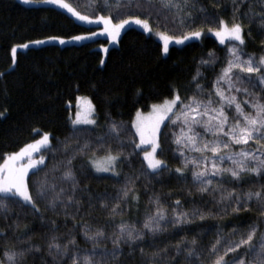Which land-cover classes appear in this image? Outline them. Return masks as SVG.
I'll list each match as a JSON object with an SVG mask.
<instances>
[{
  "label": "trees",
  "instance_id": "trees-1",
  "mask_svg": "<svg viewBox=\"0 0 264 264\" xmlns=\"http://www.w3.org/2000/svg\"><path fill=\"white\" fill-rule=\"evenodd\" d=\"M82 14L93 13L89 0H65ZM196 7L204 8V13L193 11L195 24L193 27L215 26L208 24L204 16L231 21L234 0H195ZM240 4V0H235ZM251 5L253 12H260L262 5L258 0H246L239 7L237 18L248 10ZM102 14V13H100ZM155 19V17H154ZM259 16L243 17L245 25L244 52L259 57L264 55V28L259 24ZM99 26H89L76 19L69 12L54 5L24 4L19 0H0V163L5 154L17 152L26 144L36 141L47 133L51 138V145L60 148L66 139L71 140L75 147L77 141L83 144L88 141L92 151L86 155H78L72 161L78 188L76 196L80 200L79 212L75 223H87L90 227H103L106 233L115 230L114 226L121 221L142 228L148 214L154 211L152 200L159 197L167 211V218L162 225L166 230L154 236L145 235L143 242H137L147 252L154 247L174 245L180 237L190 240L197 237L198 243L207 246L214 241L217 231L229 232L233 226L245 227L257 221L259 211L252 204L248 210L225 213L220 206L213 205L211 196L201 194L191 178L190 167L184 170L183 177L178 178L175 168L180 166L175 144L171 142L173 134L179 135V121L170 124L167 120L160 136L162 155H159L168 165V170L160 175L144 174L142 148L139 144L133 127V120L139 112H148L153 105L171 99L173 90H178L182 98L191 96L195 91L193 76L197 70L201 76L199 83L205 90V95L212 91L211 85L220 72L226 58L225 48L230 42L221 45L210 35L201 40H194L183 46H170L167 54L163 52V43L154 34H147L141 29L131 27L121 35L116 46L103 50L109 45V39H97L81 43L50 41L43 44H34L33 41H47L48 37H59L65 41L76 35H86L98 30ZM155 31L167 35L179 36L185 27L165 21L153 23ZM250 32V35L248 34ZM24 43L30 44L27 49L18 48L16 62L13 66L10 49ZM215 55V64H201L202 59H208V53ZM104 60L101 65L100 61ZM264 87V86H262ZM255 91L264 96V91L258 87ZM84 97L83 100H78ZM94 106L96 123L89 126L75 127L72 120L78 109L85 104ZM247 110V109H246ZM231 118L232 110H227ZM112 124L118 126L119 139L109 135ZM76 129L86 131L77 132ZM199 130V129H198ZM107 140V144L104 142ZM207 138V137H206ZM252 142L249 143L250 147ZM113 152L119 150L121 163L117 165L115 174H99L95 171L93 161L97 162L105 157L106 148ZM241 146H232L231 149H221V154L229 150H237ZM46 155V168L39 176L29 177V185L34 179H42L47 173L48 177H59L62 168L61 161L65 154L61 151L54 153L44 150ZM190 155H199L192 153ZM225 162L222 167H228ZM132 178L135 194L138 200L132 199V193L125 201L122 198V189ZM257 183L253 184L252 182ZM57 184L62 183L57 179ZM67 187V183L63 182ZM264 179L246 175L239 183V187L247 190L251 187L256 190ZM226 184L225 187H231ZM120 196L121 200L117 201ZM179 200L185 211L193 208L211 210L205 219L199 218L183 225H171L172 207ZM103 202L107 207H101ZM120 204V215L113 216L109 209L115 203ZM40 215L21 216V228L16 236L23 232L32 233V242L43 243L46 226L51 220L56 221L60 233L71 231L77 244L82 250L91 249V242L86 241L79 227L73 228V220L65 218L63 213L56 215L46 207V202L38 204ZM59 211V209H58ZM75 211L70 208L69 212ZM17 209L9 213V219L0 217V229H4L9 237V246L15 243V236L7 228L16 217ZM5 240L0 238V260ZM111 248L110 240L100 245V248ZM128 250L125 249V252ZM38 255V254H37ZM126 264H141L137 251L132 256L121 257ZM28 264H32L29 259ZM35 264H40L37 258Z\"/></svg>",
  "mask_w": 264,
  "mask_h": 264
},
{
  "label": "snow or ice",
  "instance_id": "snow-or-ice-1",
  "mask_svg": "<svg viewBox=\"0 0 264 264\" xmlns=\"http://www.w3.org/2000/svg\"><path fill=\"white\" fill-rule=\"evenodd\" d=\"M22 2L53 4L67 10L81 22L102 25L99 32L76 35L71 38L72 41H84L97 35H107L115 41L122 31L132 26L152 32L153 23L159 24L161 17L181 29H188L182 31L179 36L159 33L165 54L169 51L170 42L183 44L185 41L198 40L205 34L203 25L193 27V11H205L203 7H196L195 0H89V6L93 7L91 15L82 14L65 0ZM245 2L246 0H240V4H235L234 0L231 21L223 18L213 21L212 18L204 16L205 22L215 25L207 27V32L213 34L221 45L225 44L226 40L230 42L225 48L224 64L211 85L212 91L205 95V90L198 80L201 73L197 70L192 78L195 91L191 96L182 98L178 90H173L171 99H165L161 105L152 106L154 120L150 126L135 123L140 137L136 147L141 144L150 145V150L142 149L144 174L160 175L167 171L168 165L160 158V126L165 120L170 124H177L179 121L180 133L171 137V142L176 145L174 151L180 163V166L175 168L178 178L183 177L184 170L191 166L193 183L201 194L207 193L211 196L210 202L213 205L220 206L225 213L229 210L238 213L248 210L250 205L254 204L260 218L245 227L233 226L227 233L218 230L215 240L207 246L200 245L196 236L190 240L180 237L171 245V251L169 246L165 245L156 246L151 252H147L137 242H143L146 234L154 236L166 230L167 225H162V222L167 218V211L159 197L152 200L154 211L147 215L142 228L121 221L114 226V231L106 233L103 227L93 229L87 223L77 225L75 221L80 200L76 196L78 181L72 161L78 155L88 154L92 148L88 141L83 144L77 141L73 147L71 140L66 139L57 149L51 145L49 134L45 133L41 139L26 144L19 151L5 154L3 163H0V217L8 220L12 209H17L15 219L7 225L15 236V243L9 246V237L5 235L4 229H0V238L6 242L2 253L4 258L0 260V264H28L29 259L35 264L37 258L40 264H126L121 257L132 256L137 251L141 264H264V183H260L256 190L251 187L243 190L239 187L240 181L246 175L264 179V96L255 91L258 87L260 91H264V55L257 57L248 54L242 47L245 44L243 17H250L251 22V17L259 16V24L264 28V0H258L262 5L260 12H253L249 5L248 10L237 18L239 7ZM248 34L250 35V32ZM50 41L66 43L59 37H48L47 41L36 40L32 43L39 45ZM28 47L29 44L24 43L10 49L13 66L18 48ZM104 51L107 52V49ZM215 60L214 53L209 52L208 59H202L201 64L212 65ZM100 63L103 65L104 60ZM83 99L85 98H78ZM89 108H94L90 101ZM227 110H232L231 118ZM72 123L75 128L80 124L94 125L96 121L90 118V114L89 117L82 118V114L77 112ZM109 135L119 139L120 131L117 125H111ZM104 142L107 144L106 139ZM250 142L252 145L248 147ZM234 145L241 147L221 154V149H231ZM41 146H44L47 152L61 151L65 154L64 160L60 162L61 174L58 178H49L45 173L42 179H34L30 187L29 171L32 170L33 177H37L46 168L43 153L38 159L33 158V153L40 151ZM158 149H161L160 155L157 154ZM105 152L107 166L100 168L95 161L93 166L97 171L115 172L117 165L121 163V153L119 150L113 152L110 147L106 148ZM192 153L199 155H190ZM226 161L229 166L222 167ZM57 179L62 183L57 184ZM63 182L67 183V187ZM132 184L130 177L128 184L122 189V198L125 201L130 193L132 199H139ZM226 184L232 186L225 187ZM116 199L119 201L121 197ZM39 202H46V207L56 215L62 212L66 219L71 218L74 222L73 228L79 227L85 240L91 242V249H80L71 231L66 234L65 239V234L60 233L55 220H51L49 226H46L43 243L32 242L30 232L16 236V232L21 228V216L40 215L42 218ZM101 207L107 206L101 202ZM70 208L75 211L69 212ZM109 212L113 216L120 215L119 202L113 204ZM171 212V219L168 220L171 225L188 224L197 218L203 220L206 215L212 214L210 209L205 211L193 208L191 211H185L179 200L175 201ZM107 240L111 241L112 247L100 248ZM125 249L128 251L125 252Z\"/></svg>",
  "mask_w": 264,
  "mask_h": 264
},
{
  "label": "rangeland",
  "instance_id": "rangeland-1",
  "mask_svg": "<svg viewBox=\"0 0 264 264\" xmlns=\"http://www.w3.org/2000/svg\"><path fill=\"white\" fill-rule=\"evenodd\" d=\"M20 2H22V0H19ZM66 2V1H65ZM23 3V2H22ZM25 4V3H24ZM30 4H35V3H28V5H30ZM44 5H53V4H45V3H43ZM36 5H40V3H36ZM54 6H56V5H54ZM58 7V6H57ZM60 8V7H59ZM74 8V7H73ZM60 9H62V8H60ZM62 10H65V9H62ZM65 11H67V10H65ZM68 12V11H67ZM71 14V13H70ZM75 17V16H74ZM76 18V17H75ZM84 23V22H83ZM84 24H86V25H89V26H94V25H96V24H87V23H84ZM96 26H99L100 28L98 29V30H95L94 32H99L100 31V29L102 28V25H96ZM132 27H136V28H138V29H141L140 27H138V26H132ZM141 30H143V29H141ZM125 31V30H124ZM124 31H122L121 33H120V35H119V37L115 40V41H113L112 40V38H110V37H108L107 35H97V36H95V37H93L92 39H88V40H84V41H72L71 39L70 40H67L66 42H77V43H81V42H85V41H90V40H94V39H97L98 37H106V38H108L109 39V45L107 46V47H103V50L106 48V49H108V48H110V47H112V46H116L117 45V43L119 42V39H120V37H121V35L123 34V32ZM144 31V30H143ZM144 32H146L147 34H154V36L158 39V40H160L162 43H163V40L161 39V37H160V35H159V33H161V31H155L154 29L152 30V32H147V31H144ZM86 35H88V34H86ZM207 35H210V36H213V37H215L213 34H211V33H208V32H205V34L200 38V39H198V40H201V39H203V37L204 36H207ZM216 38V37H215ZM217 39V38H216ZM195 40V39H194ZM194 40H191V41H194ZM218 40V39H217ZM188 42H190V41H185V43H183V44H176L175 42H170L169 43V47L170 46H172V45H174V46H183V45H185L186 43H188ZM227 42H229V41H225V44L227 43ZM47 43V42H46ZM238 43V42H237ZM29 46H30V44H29ZM165 54V53H164ZM161 104H163V102L162 103H159V104H156V105H161ZM77 112H80L81 114H82V118H84V117H89V114H90V118H94L95 119V115H94V109L92 108V109H90L89 108V104H85L84 105V107L82 108V106L78 109V111ZM76 118V114H75V117H74V119ZM153 120H154V109H153V107L151 108V110L150 111H148V112H139V117H138V114H137V116L134 118V120H133V127H134V130H135V133H136V135H137V138H138V141L140 142V137H139V135L137 134V131H136V127H135V123H140L142 126H145V127H147V126H150L151 125V123L153 122ZM166 121L167 120H165L164 122H163V124H161V126H160V132H159V142H160V136H161V133H162V130H163V128H164V124L166 123ZM89 125H91V124H80V125H76L75 127H81V126H89ZM50 136V135H49ZM42 138V136H40V138H38L37 140H39V139H41ZM50 141H51V138H50ZM35 142V141H34ZM33 143V142H32ZM140 148H142V149H149L150 150V145H147V144H141L140 145ZM44 150H45V147L44 146H41V148H40V151H38V152H34L33 153V158L34 159H38L39 158V156L43 153L44 154ZM159 151H160V149H158L157 150V154L159 155ZM45 155V154H44ZM45 162H46V155H45ZM1 163H3V161L1 162ZM95 164L97 165V166H99L100 168H104V167H106L107 166V164H108V161L105 159V157H102V158H100L97 162H95ZM95 168V171L97 172V173H99V174H108V175H111V174H115L116 173V170H115V172H112V171H108V172H105V171H97L96 170V167H94ZM117 168V167H116ZM32 173V170H30L29 171V174H28V180H29V177H30V174Z\"/></svg>",
  "mask_w": 264,
  "mask_h": 264
}]
</instances>
